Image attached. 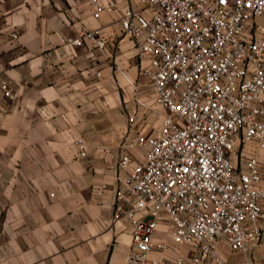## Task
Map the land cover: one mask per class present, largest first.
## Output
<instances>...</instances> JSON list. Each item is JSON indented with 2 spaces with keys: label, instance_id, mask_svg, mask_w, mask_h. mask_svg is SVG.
Returning a JSON list of instances; mask_svg holds the SVG:
<instances>
[{
  "label": "built area",
  "instance_id": "1",
  "mask_svg": "<svg viewBox=\"0 0 264 264\" xmlns=\"http://www.w3.org/2000/svg\"><path fill=\"white\" fill-rule=\"evenodd\" d=\"M134 1H92L97 19L120 9L163 116L150 135L130 131L111 156L112 222L131 231V264H161L155 249L177 251L175 264H228L222 246L248 253L264 242V0ZM87 41L89 58L107 48L85 26L67 43ZM162 222L168 240L156 243Z\"/></svg>",
  "mask_w": 264,
  "mask_h": 264
},
{
  "label": "crops",
  "instance_id": "2",
  "mask_svg": "<svg viewBox=\"0 0 264 264\" xmlns=\"http://www.w3.org/2000/svg\"><path fill=\"white\" fill-rule=\"evenodd\" d=\"M92 1L0 0V264H131V231L112 222L111 156L130 131L150 135L163 116L120 9L97 19ZM82 26L107 40L95 58L92 43H67ZM167 240L162 222L156 243ZM221 253L228 264H264V242ZM176 254L152 256L175 264Z\"/></svg>",
  "mask_w": 264,
  "mask_h": 264
}]
</instances>
